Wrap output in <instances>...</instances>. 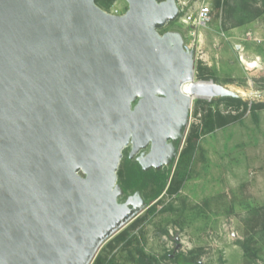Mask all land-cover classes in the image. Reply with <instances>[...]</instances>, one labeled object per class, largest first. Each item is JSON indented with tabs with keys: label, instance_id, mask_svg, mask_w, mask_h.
<instances>
[{
	"label": "water",
	"instance_id": "95a60500",
	"mask_svg": "<svg viewBox=\"0 0 264 264\" xmlns=\"http://www.w3.org/2000/svg\"><path fill=\"white\" fill-rule=\"evenodd\" d=\"M125 1L0 0V264H91L147 203L118 182L123 150L172 166L192 94L240 97L194 81L193 49L161 32L176 0Z\"/></svg>",
	"mask_w": 264,
	"mask_h": 264
},
{
	"label": "rangeland",
	"instance_id": "374dc122",
	"mask_svg": "<svg viewBox=\"0 0 264 264\" xmlns=\"http://www.w3.org/2000/svg\"><path fill=\"white\" fill-rule=\"evenodd\" d=\"M176 1L188 11L202 2L211 8L210 22L196 28L194 36L191 26L177 19L161 29L178 30L185 43H194V81L243 88L248 94L240 99L247 107L251 102L263 107L254 119L248 109L242 112L243 105L194 97L179 147L181 153L189 132L198 131L188 178L169 193L176 159L160 193L102 243L91 264H139L138 248L154 255L157 264H264V0H219L218 5V0ZM96 2L109 12L127 9L125 0ZM240 54L258 65L248 67ZM209 110L242 115L205 132L203 116ZM130 161L123 156L118 169L127 173Z\"/></svg>",
	"mask_w": 264,
	"mask_h": 264
},
{
	"label": "trees",
	"instance_id": "16d2710c",
	"mask_svg": "<svg viewBox=\"0 0 264 264\" xmlns=\"http://www.w3.org/2000/svg\"><path fill=\"white\" fill-rule=\"evenodd\" d=\"M98 1V0H96ZM112 1V0H108ZM219 4V0L216 3ZM198 77H203V69L201 67L197 68ZM219 100L227 102V104H234L237 107L243 105V111L249 110V112L253 115L254 119H257V115L255 114L257 109L263 107V103H255L251 102L250 106L247 107V103L242 101L240 97H217ZM242 113H238L236 115L228 114L224 115L220 111L209 112L203 116V124L202 128L205 132L212 131L216 126H223L227 123H230L236 119L241 117ZM199 138V133L196 129H192L186 137V145L182 149L179 154V158L176 165V171L174 174V178L170 184L169 193L176 192L181 186L182 182L188 178L189 174L192 170V164L194 161V154L198 149L197 140ZM170 167L163 168L161 170L150 169L147 171H142L141 167L138 163L130 161L128 172H124L118 169L117 173L120 174L121 180L119 181L121 188L124 191L138 189L141 191L143 197L146 201L156 197L160 191L165 186V183L168 178V173ZM148 187H152L151 193L146 194L145 189ZM137 257L136 260L139 264H157L154 255H147L141 248L137 249ZM179 257V256H178ZM178 257H175L174 260L177 261ZM191 264H200L198 261H193Z\"/></svg>",
	"mask_w": 264,
	"mask_h": 264
},
{
	"label": "built area",
	"instance_id": "2783aa9c",
	"mask_svg": "<svg viewBox=\"0 0 264 264\" xmlns=\"http://www.w3.org/2000/svg\"><path fill=\"white\" fill-rule=\"evenodd\" d=\"M179 7V15L177 20L183 25H190V35H195V29L207 25L211 20V8L206 2L200 3L194 11H188L185 6L177 2ZM121 11L115 9L111 11L114 14H120ZM187 44V43H186ZM194 51V43L187 44Z\"/></svg>",
	"mask_w": 264,
	"mask_h": 264
},
{
	"label": "bare ground",
	"instance_id": "6f19581e",
	"mask_svg": "<svg viewBox=\"0 0 264 264\" xmlns=\"http://www.w3.org/2000/svg\"><path fill=\"white\" fill-rule=\"evenodd\" d=\"M240 59H241V61L242 62H244L248 67H256L257 65H258V61L256 60V59H254V60H247L245 57H244V55H242V54H240ZM190 82L191 81H187V82H185L184 84H183V91L185 92V93H191V91L189 90V88H190ZM199 82V81H198ZM204 83H207V82H203V81H201V82H199V85H204ZM209 84L211 83V82H208ZM231 90H233V91H235V92H237L239 95L240 94H242V95H247L248 94V91L247 90H245V89H243V88H239V87H229ZM192 94V93H191ZM193 96H192V99L194 98V97H206V98H211V96H208L207 94H205L204 93V90H200L199 91V93H194V94H192Z\"/></svg>",
	"mask_w": 264,
	"mask_h": 264
},
{
	"label": "flooded vegetation",
	"instance_id": "af4514ba",
	"mask_svg": "<svg viewBox=\"0 0 264 264\" xmlns=\"http://www.w3.org/2000/svg\"><path fill=\"white\" fill-rule=\"evenodd\" d=\"M128 150H129V147H127V148H125L124 150H123V156H125V157H127V153H128ZM133 162H135L134 160H132ZM137 163V162H136ZM167 167H169V166H165V167H163V168H167ZM162 168V169H163ZM161 170V169H160ZM135 190H138V189H134V190H127V191H124V189H123V191L125 192V193H132L133 191H135ZM140 191V190H139ZM142 194V193H141ZM143 196V195H142ZM144 198V197H143ZM145 199V198H144Z\"/></svg>",
	"mask_w": 264,
	"mask_h": 264
}]
</instances>
